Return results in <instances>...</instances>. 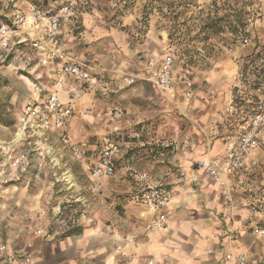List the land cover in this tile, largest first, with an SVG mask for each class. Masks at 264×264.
Segmentation results:
<instances>
[{"label": "clouds", "instance_id": "1", "mask_svg": "<svg viewBox=\"0 0 264 264\" xmlns=\"http://www.w3.org/2000/svg\"><path fill=\"white\" fill-rule=\"evenodd\" d=\"M0 264H264V0H0Z\"/></svg>", "mask_w": 264, "mask_h": 264}]
</instances>
